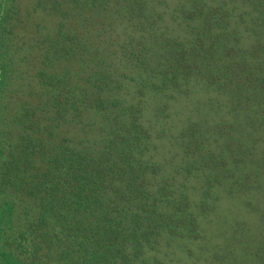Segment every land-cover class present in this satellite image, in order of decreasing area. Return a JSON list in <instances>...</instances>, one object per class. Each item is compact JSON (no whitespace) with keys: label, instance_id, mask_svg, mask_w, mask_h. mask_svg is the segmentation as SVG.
I'll list each match as a JSON object with an SVG mask.
<instances>
[{"label":"trees","instance_id":"trees-1","mask_svg":"<svg viewBox=\"0 0 264 264\" xmlns=\"http://www.w3.org/2000/svg\"><path fill=\"white\" fill-rule=\"evenodd\" d=\"M13 1L29 11L2 18L22 40L15 81L0 65V264H169L173 239L198 263L264 264V0ZM118 51L168 98L196 82L227 100L228 120L184 121L174 173L143 94L123 97ZM223 190L242 201L243 256L227 235L206 244Z\"/></svg>","mask_w":264,"mask_h":264},{"label":"rangeland","instance_id":"rangeland-1","mask_svg":"<svg viewBox=\"0 0 264 264\" xmlns=\"http://www.w3.org/2000/svg\"><path fill=\"white\" fill-rule=\"evenodd\" d=\"M13 3V0H0V65H3V73L5 72V82L7 81V83H12V81H15L12 80L11 77H13L12 75H15L16 73H12L10 64L14 62L17 69H19L18 67L21 64H16L21 56V50L19 48L22 40L21 30L16 27L11 28L10 23L5 26L6 22H3L2 19L4 12L7 9H9L10 14ZM13 7L14 11L17 12V9L19 8L18 3L16 2ZM21 7L22 11L28 13L29 10L27 7H25L24 2L20 5V8ZM170 15V11L165 14L167 21L168 18L171 17ZM47 22L53 24L54 21L48 19ZM125 25V22H120L115 28V32L120 35L118 39L124 38L127 35V28H124ZM4 27L5 29H3ZM13 30H15V32ZM10 38H13V40L10 41ZM121 54L122 53L118 51L119 57L116 58V62L118 61L116 67H118L119 72L126 73L129 76V79H124V81H127V83L123 84L126 88V91L122 90L123 97L127 100H137V97L143 94L140 96L145 102L143 122L147 128L149 127L152 133L151 145L152 147H155H153L152 151V154L154 155L153 158L160 163H164L166 173H174V171H172L173 168L178 169L184 164L182 159V141L181 138H179V130L184 124V121L187 118L191 120L205 119L206 121L212 123L218 121L221 117H225V119L228 120L231 118V114H228L229 106L228 103L226 104L227 100L225 97L212 90V88H206L202 83L196 82H191L189 83V86L187 85V92L178 94L176 98L173 96L168 98V96L164 95L163 92L150 88V83L148 84V70L146 68L125 64V62L121 60L123 59L122 56H120ZM140 87L143 88L144 93L140 92ZM166 96L168 99H166ZM160 103H164V106L160 108L158 113H155L154 110ZM77 133V130H75L74 134ZM190 174V178H194L195 173L192 171ZM194 180H191V182L194 183ZM194 185L197 184L194 183ZM197 190H199V192L210 190V193L213 194L217 190V187L215 189L212 187L205 188L204 185H201L197 188ZM226 192H222L217 201L214 202L209 200V202H207L209 203L208 207L212 208V210L204 217L206 221H213L214 225H216L215 228L213 226V229H211V235H215L216 238L206 244L209 246L210 244L212 245L221 242H227L229 239H231L233 245H237V253L243 256L244 251L242 250V239L244 238V232H242L240 235H237L238 233L235 234V232H233V227L230 226L232 221L237 219L239 222L243 219L241 218L242 212L240 211L241 206H243L242 201L238 198H227V195L229 194ZM236 214L237 218H235ZM240 228H243L241 222ZM226 235L229 239L226 237ZM186 243L191 245V248L193 249L197 247L196 245H193L192 242L186 241ZM186 243L180 239H173L168 244L169 246L167 245L165 247H161V254H166V256L163 258L168 260L167 263L207 264L206 260H203V258L200 260V263H198V261H196L198 254L193 256L190 252H187L185 249Z\"/></svg>","mask_w":264,"mask_h":264}]
</instances>
